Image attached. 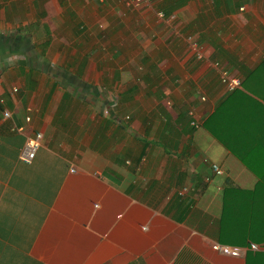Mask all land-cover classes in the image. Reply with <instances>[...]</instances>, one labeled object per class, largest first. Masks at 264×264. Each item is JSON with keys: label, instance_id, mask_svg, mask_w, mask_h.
<instances>
[{"label": "crops", "instance_id": "crops-1", "mask_svg": "<svg viewBox=\"0 0 264 264\" xmlns=\"http://www.w3.org/2000/svg\"><path fill=\"white\" fill-rule=\"evenodd\" d=\"M120 1H0V264H264V0Z\"/></svg>", "mask_w": 264, "mask_h": 264}, {"label": "built area", "instance_id": "built-area-1", "mask_svg": "<svg viewBox=\"0 0 264 264\" xmlns=\"http://www.w3.org/2000/svg\"><path fill=\"white\" fill-rule=\"evenodd\" d=\"M100 4L103 3V0H97ZM144 0H128V3H126V6H129L132 9H138L141 5H143ZM156 19L165 22V23H170L173 22V16L172 15H165L161 11H157L155 13ZM183 42L188 45L190 50L193 51L195 58L197 61H201L204 59L202 52L199 50V47L196 43V41L190 37L186 36V38H183ZM211 67L217 71V76H218V81L219 84L223 87L225 92H231L233 90L239 89L240 88V79L238 77H235L231 75L230 70L227 69L224 66H221L219 63L214 62L211 63ZM203 96H199V100L203 101ZM189 116H192L191 112H188ZM4 118L8 116L7 112H4L2 115ZM26 122L28 120H25ZM191 125L195 126L194 122H191ZM41 135L39 133L33 134L29 138L25 139V142L22 146V149L19 150L18 152V160L25 165L30 164V161L34 157L35 151L39 149L41 145ZM211 169L214 174L220 175L219 169L215 166L212 165ZM187 189L182 190L181 192H178V196L181 198L186 194ZM212 249L218 252H221L223 255H235L237 251L235 249H226V248H221L218 245H213Z\"/></svg>", "mask_w": 264, "mask_h": 264}, {"label": "trees", "instance_id": "trees-1", "mask_svg": "<svg viewBox=\"0 0 264 264\" xmlns=\"http://www.w3.org/2000/svg\"><path fill=\"white\" fill-rule=\"evenodd\" d=\"M40 19H41V16L35 19L36 22L34 24L31 23L28 25L29 28L32 29L31 35H33L34 37L33 42H31V40L29 42L27 38L25 39L21 37L18 33H13L10 36H7L8 38H11V39L6 38V39H3L2 42H0V46L2 47L1 51L7 50L9 52H12L13 50H15L16 52H19L21 50L24 52V51H27L28 48H31L37 52L39 57H42L51 42V35H50V29L44 23H41ZM259 69H264V59L261 61ZM240 87H241V83H240ZM235 91H237V89L231 91V93H234ZM236 191H239V190L234 189V188H229L228 190L223 192L222 216L224 215V213H226L225 216L227 217V220L230 222H231L230 220L231 215L228 216L229 214L228 212H230L231 210L230 204L232 200L230 196L226 198V195L228 196L230 193L236 192ZM246 193H247L246 195L250 196L249 199L251 202H253V205L255 206L257 205L258 207L261 206L259 205L260 203L258 199H259V196L262 197L264 195V185L257 183L254 189H252L251 191H246ZM260 201L261 203H263L262 199ZM221 239L226 240L224 236H221ZM220 242H224V241L221 240Z\"/></svg>", "mask_w": 264, "mask_h": 264}, {"label": "rangeland", "instance_id": "rangeland-1", "mask_svg": "<svg viewBox=\"0 0 264 264\" xmlns=\"http://www.w3.org/2000/svg\"><path fill=\"white\" fill-rule=\"evenodd\" d=\"M0 1H1V0H0ZM159 1H160V0H151V2L154 4L155 7H156V6H160ZM98 3H99V2H98ZM119 3L122 4V6H124L126 3H128V0H122V1H120ZM153 4H152V5H153ZM125 6H126V5H125ZM174 34H176V33H174ZM185 36H187V34H186ZM185 36H183V37H185Z\"/></svg>", "mask_w": 264, "mask_h": 264}]
</instances>
